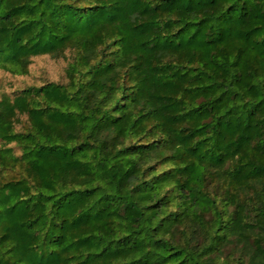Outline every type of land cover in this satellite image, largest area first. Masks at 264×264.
<instances>
[{"label": "trees", "instance_id": "trees-1", "mask_svg": "<svg viewBox=\"0 0 264 264\" xmlns=\"http://www.w3.org/2000/svg\"><path fill=\"white\" fill-rule=\"evenodd\" d=\"M67 52L0 98V264H264V0H0V70Z\"/></svg>", "mask_w": 264, "mask_h": 264}, {"label": "rangeland", "instance_id": "rangeland-1", "mask_svg": "<svg viewBox=\"0 0 264 264\" xmlns=\"http://www.w3.org/2000/svg\"><path fill=\"white\" fill-rule=\"evenodd\" d=\"M72 61V53L65 57L54 58L49 55L34 57L26 75H12L0 70V98L3 94L12 95L29 86H41L46 83L66 84L68 82L67 68ZM26 121L27 116L21 117ZM21 128V124L18 125Z\"/></svg>", "mask_w": 264, "mask_h": 264}]
</instances>
